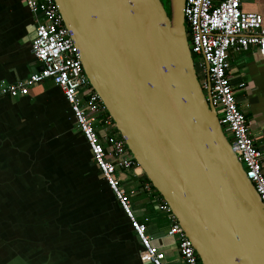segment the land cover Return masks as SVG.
Instances as JSON below:
<instances>
[{"label": "water", "instance_id": "water-1", "mask_svg": "<svg viewBox=\"0 0 264 264\" xmlns=\"http://www.w3.org/2000/svg\"><path fill=\"white\" fill-rule=\"evenodd\" d=\"M54 1L91 87L201 264H264V205L198 79L184 0H167L168 13L160 0Z\"/></svg>", "mask_w": 264, "mask_h": 264}, {"label": "crops", "instance_id": "crops-1", "mask_svg": "<svg viewBox=\"0 0 264 264\" xmlns=\"http://www.w3.org/2000/svg\"><path fill=\"white\" fill-rule=\"evenodd\" d=\"M240 6L261 15L264 24V0H240ZM33 38V18L23 1L0 0V85L42 69L32 54ZM229 65L238 108L256 148L264 151V54L254 47L231 51ZM75 136L84 149L69 145ZM143 176L139 166L118 173L134 218L164 255V264H183L177 241L167 236L162 198L146 188ZM141 252L60 89L46 80L26 97L1 98L0 264H145Z\"/></svg>", "mask_w": 264, "mask_h": 264}, {"label": "built area", "instance_id": "built-area-1", "mask_svg": "<svg viewBox=\"0 0 264 264\" xmlns=\"http://www.w3.org/2000/svg\"><path fill=\"white\" fill-rule=\"evenodd\" d=\"M33 18L34 38L31 50L42 70L14 84L0 85V99H18L46 80L61 91L74 120L77 133L83 137L93 163L122 210L142 247L141 261L164 264V255L152 246L145 228L134 218L131 206L120 186L118 173L138 166L127 149L112 119L104 115V106L86 77L77 48L65 28L54 0H22ZM184 22L195 69L204 75L205 91L211 90L210 102L231 149L241 163L264 205V151L256 148L251 138L248 120L238 108L237 88L229 75L231 51L254 47L264 54V24L259 14L241 10L240 0H184ZM239 85L238 88H242ZM102 122L103 137L99 138L96 124ZM111 128V129H110ZM151 189L150 183L146 185ZM160 210L170 222L167 236L177 241L183 264H201L191 241L168 205L162 200Z\"/></svg>", "mask_w": 264, "mask_h": 264}, {"label": "trees", "instance_id": "trees-1", "mask_svg": "<svg viewBox=\"0 0 264 264\" xmlns=\"http://www.w3.org/2000/svg\"><path fill=\"white\" fill-rule=\"evenodd\" d=\"M104 115L106 116V117H109V115H108V113L106 112V110H104ZM95 128H96V130H97V135H98V137L99 138H102L103 137V130H104V128L102 127V122H99L98 124H96V126H95ZM112 133H117V130L114 128L113 130H112ZM79 137H81L80 135H79ZM81 139L82 140H84L83 139V137H81ZM85 142V141H84ZM86 144V143H85ZM69 145L70 146H72L73 148H78V150L79 149H84V146H83V142L81 141V140H79V138L77 137V136H75V138H70L69 137ZM78 158L80 159L81 158V153H80V151L78 152ZM148 182V181H147ZM149 183V182H148ZM151 185V184H150ZM151 188L153 189V187L151 186ZM154 190V189H153Z\"/></svg>", "mask_w": 264, "mask_h": 264}, {"label": "rangeland", "instance_id": "rangeland-1", "mask_svg": "<svg viewBox=\"0 0 264 264\" xmlns=\"http://www.w3.org/2000/svg\"><path fill=\"white\" fill-rule=\"evenodd\" d=\"M160 2L162 3L163 6L167 7L166 0H160ZM196 72H197L198 79H199L200 83L204 84L203 83L204 82V75L202 74V71L196 68ZM228 139H230L229 136H228Z\"/></svg>", "mask_w": 264, "mask_h": 264}, {"label": "flooded vegetation", "instance_id": "flooded-vegetation-1", "mask_svg": "<svg viewBox=\"0 0 264 264\" xmlns=\"http://www.w3.org/2000/svg\"><path fill=\"white\" fill-rule=\"evenodd\" d=\"M166 4H167V7L166 6H163V5L162 6H163L164 10L166 11V13H168V11H169V3H168L167 0H166Z\"/></svg>", "mask_w": 264, "mask_h": 264}]
</instances>
